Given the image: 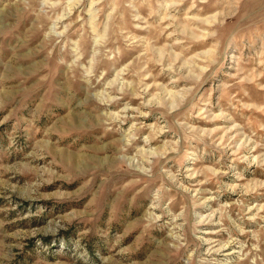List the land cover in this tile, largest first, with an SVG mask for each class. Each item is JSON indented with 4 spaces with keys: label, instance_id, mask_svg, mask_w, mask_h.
Instances as JSON below:
<instances>
[{
    "label": "rangeland",
    "instance_id": "1",
    "mask_svg": "<svg viewBox=\"0 0 264 264\" xmlns=\"http://www.w3.org/2000/svg\"><path fill=\"white\" fill-rule=\"evenodd\" d=\"M0 264H264V0H0Z\"/></svg>",
    "mask_w": 264,
    "mask_h": 264
},
{
    "label": "bare ground",
    "instance_id": "2",
    "mask_svg": "<svg viewBox=\"0 0 264 264\" xmlns=\"http://www.w3.org/2000/svg\"><path fill=\"white\" fill-rule=\"evenodd\" d=\"M233 252H231V251H229V252H227V254L226 255H230V254H232Z\"/></svg>",
    "mask_w": 264,
    "mask_h": 264
}]
</instances>
